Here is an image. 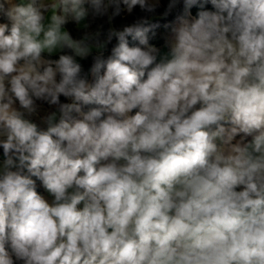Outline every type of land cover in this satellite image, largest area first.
<instances>
[{
  "label": "clouds",
  "instance_id": "obj_1",
  "mask_svg": "<svg viewBox=\"0 0 264 264\" xmlns=\"http://www.w3.org/2000/svg\"><path fill=\"white\" fill-rule=\"evenodd\" d=\"M181 3L0 0V264H264V0Z\"/></svg>",
  "mask_w": 264,
  "mask_h": 264
},
{
  "label": "trees",
  "instance_id": "obj_2",
  "mask_svg": "<svg viewBox=\"0 0 264 264\" xmlns=\"http://www.w3.org/2000/svg\"><path fill=\"white\" fill-rule=\"evenodd\" d=\"M168 2H169V0H159V7L156 9V11L154 13H146V12L142 11L139 6H136L133 9V12L131 14H128L126 11L123 10L124 6L121 5L122 11H121V14L118 16L112 15L113 12L115 11V6H112L109 8L107 15L99 16V17H93V16L89 15V17L87 18L88 27H90L92 29V32H97V31L101 32V34H102L101 39H104L110 28L122 30V28L124 26L131 25V24L135 23L138 19L146 17L149 19L150 23L159 25V27L154 29L155 36H152V33H149V35L152 37L150 39V43L155 44V45L162 44L163 39L160 35V31H169L164 26L166 24H170L171 22H173L175 20V17L179 14H182V12H183V4L181 3L180 5L177 6L176 9H174L171 13H169L167 16H165L164 13H165V10L167 8ZM205 8L207 10H212V6L210 3L206 4ZM198 10H199L198 7H194L191 10L192 14L195 15V13ZM110 17H111V19H110ZM0 22L1 23L7 22L6 18L0 17ZM66 28L71 33L72 37H74L75 36L74 32L76 30L73 27L71 22H69L66 25ZM116 42L117 41L114 38L112 43L110 45H108V51L105 53V56L110 54L111 47L114 46L116 44ZM129 42H130V44L136 43V42H133L131 40V38H129ZM64 54L72 55L73 53L71 52V50H65ZM58 55H59V53L55 54L52 58L58 59ZM78 62H80L83 65L85 71H87V69L91 66L92 59H91V57H89L86 60L78 59ZM89 79H91V77H89ZM60 99H61L62 103H70L71 102V100H69L63 96H61ZM43 103H46V102L43 101ZM73 115H75V114H73ZM60 118H61V115H60ZM60 118L58 119L57 123L59 122ZM1 154H3L2 148H0V155ZM33 179H35V178H33ZM37 192L40 195L43 192L42 185L40 184L39 181H37Z\"/></svg>",
  "mask_w": 264,
  "mask_h": 264
},
{
  "label": "crops",
  "instance_id": "obj_3",
  "mask_svg": "<svg viewBox=\"0 0 264 264\" xmlns=\"http://www.w3.org/2000/svg\"><path fill=\"white\" fill-rule=\"evenodd\" d=\"M14 2H18V0H14ZM71 22V21H70ZM1 23V22H0ZM73 27L75 28V36L73 37L74 39H79L83 36V34L87 31V32H92V29L90 27L88 28H84L82 25L83 24H88L87 23V19L85 21L82 22L81 25H77L75 24V22H71ZM66 28V26H65ZM67 30V28H66ZM160 35L163 39V43L162 44H158L156 46H158L161 49V53H166L168 51L167 46H166V39L169 36V31H160ZM155 45V44H154ZM77 60L79 59L78 57L76 58ZM37 104V113L33 114L31 117H29L33 122L37 123L38 125H40L41 127H44L43 123H42V117L52 113V112H56V121H58V119L60 118V113L58 111V107L57 106H50L47 103H43V101H36ZM16 107L19 109V104L17 102ZM135 111H133L130 114H134ZM237 140L239 139V137L236 138ZM250 139V138H249ZM235 142V141H234ZM4 160V156L3 154L0 155V165H2ZM43 192H42V196L49 202L51 203L52 200L54 199L43 187Z\"/></svg>",
  "mask_w": 264,
  "mask_h": 264
}]
</instances>
